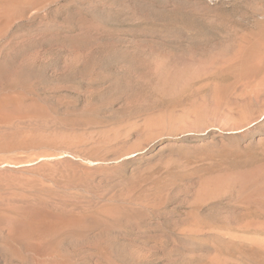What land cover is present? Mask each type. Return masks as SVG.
Instances as JSON below:
<instances>
[{
	"label": "rangeland",
	"instance_id": "obj_1",
	"mask_svg": "<svg viewBox=\"0 0 264 264\" xmlns=\"http://www.w3.org/2000/svg\"><path fill=\"white\" fill-rule=\"evenodd\" d=\"M10 2L0 10V96L38 98L51 116L29 118L24 145L0 141V164H11L0 166V264H264L242 236L257 230L240 222L260 214L228 192L195 199L189 186L261 159L264 114L247 132H187L183 113L213 76L192 71L166 93L159 71L213 66L255 27L264 0ZM32 202L78 221L44 233ZM19 220L33 231L17 233ZM42 243L46 256L23 249Z\"/></svg>",
	"mask_w": 264,
	"mask_h": 264
},
{
	"label": "bare ground",
	"instance_id": "obj_2",
	"mask_svg": "<svg viewBox=\"0 0 264 264\" xmlns=\"http://www.w3.org/2000/svg\"><path fill=\"white\" fill-rule=\"evenodd\" d=\"M2 1H0V10L4 9L5 13H9L12 7L11 0ZM236 36H234V40L231 39V42H227V49L223 50L224 53L219 56V58L221 57L219 61L212 62L213 66L208 62L211 66L204 67L205 64L201 65V62V64L196 63L195 60L193 63L192 60H189L190 63L186 65H182V61L177 63L179 66L175 69L180 68L181 70L179 69V72L175 75L169 74L170 71H174L173 69L170 71L167 69L168 72L159 70L162 78V84L160 85H163L162 89L166 93L175 92L177 90L176 85L181 77L186 79L189 74L193 76L192 71L198 73V71L205 69L210 71L213 76V81L208 87L206 96L202 98L199 105H195L191 112L187 110V113H183L186 119L180 125L183 126L185 131L199 132L212 126L221 131L247 132L250 123L257 121L264 114V13H262L253 29ZM197 60L199 61V59ZM206 62L204 61V63ZM206 71L203 72L206 73ZM187 80L185 81L188 82ZM19 108L22 109V106L19 105ZM32 109L35 111L40 110L39 107L35 108V106H32ZM252 113L254 115L258 114V116L252 115V118H247ZM204 123L206 126L203 128L201 126ZM259 153L262 157L257 161L252 160V163L242 167L227 168L215 174L203 176L201 179H193L189 186L192 188L190 194L195 199L228 192L235 200L253 207L260 216L255 219H242L240 222L242 226L254 228L257 231H247L248 233H244L242 236L249 244L264 252V144L261 145ZM249 159H252V157ZM31 210L33 220L40 222L41 230L45 231L44 233L51 232L60 225L78 221V219L67 215L54 218L40 217L32 207ZM30 231L33 230L28 228L27 223L18 221L17 233H30ZM48 247L50 246L42 243L37 247L24 245L23 249L27 256L33 258L34 255L44 256L43 254L46 253ZM208 259V264H223L225 262L220 255H212Z\"/></svg>",
	"mask_w": 264,
	"mask_h": 264
},
{
	"label": "water",
	"instance_id": "obj_3",
	"mask_svg": "<svg viewBox=\"0 0 264 264\" xmlns=\"http://www.w3.org/2000/svg\"><path fill=\"white\" fill-rule=\"evenodd\" d=\"M19 105L22 106V109L19 108ZM32 106H35V108L39 107V111H35L32 109ZM49 115L51 116V110L41 101H39L38 98L30 97L25 98L23 100H14V99H5V97L0 96V141L8 142V143H2V144H11V143H18L19 145H24V143L29 142L30 138H33L34 131L29 129L25 133V128L27 127L29 118L33 116H42V115ZM263 117V114L258 118L261 119ZM257 119V121H258ZM256 121H252L250 124L255 123ZM211 127H208L207 129L200 131V132H206ZM29 131V132H28ZM28 132V133H27ZM15 144H12V146L8 149H12L15 146ZM146 148L148 146H145ZM7 149V148H6ZM7 151V150H6ZM135 152L132 154L134 155ZM130 155H122L119 157V159H122L124 157H128ZM6 166L2 167L4 169H8L10 167H7L11 165L10 163H2L0 164ZM32 208L38 213V215L41 217H51L54 218L56 216L61 215H69L66 213H61L57 211V209H54L49 206L41 205L38 203L32 202Z\"/></svg>",
	"mask_w": 264,
	"mask_h": 264
}]
</instances>
